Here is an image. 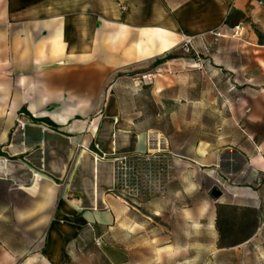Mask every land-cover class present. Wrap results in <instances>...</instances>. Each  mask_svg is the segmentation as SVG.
I'll use <instances>...</instances> for the list:
<instances>
[{
	"label": "crops",
	"instance_id": "obj_1",
	"mask_svg": "<svg viewBox=\"0 0 264 264\" xmlns=\"http://www.w3.org/2000/svg\"><path fill=\"white\" fill-rule=\"evenodd\" d=\"M249 16L248 0H0V158L5 160L0 220L11 211L27 224L28 240L24 250L0 245V264H68L79 236L95 234L93 224L112 233V225L122 221L117 216L124 199L113 191L108 156L160 147L149 139L140 146L137 135L147 130L129 124L123 114L140 109L128 100L125 73L155 61L185 36L205 40ZM117 87L127 90L117 92ZM169 87L154 88L152 94L158 100ZM157 125L152 130L163 137L161 148L174 177L154 200L160 203L167 195L189 201L183 234H191L192 217L212 230L222 249L259 234L264 155L256 134L233 136L220 123L193 140L190 116L174 117L172 129ZM195 126L202 127V121ZM242 139V145L235 144ZM8 157L19 161L10 163ZM209 180L221 190L217 200L210 191L204 194L202 184ZM17 190L30 201L18 203ZM193 191L199 196L194 203ZM152 208L163 215L160 204ZM135 223L138 230L143 219ZM33 248L26 260L19 257Z\"/></svg>",
	"mask_w": 264,
	"mask_h": 264
},
{
	"label": "rangeland",
	"instance_id": "obj_2",
	"mask_svg": "<svg viewBox=\"0 0 264 264\" xmlns=\"http://www.w3.org/2000/svg\"><path fill=\"white\" fill-rule=\"evenodd\" d=\"M262 1L248 0L250 16L237 25L229 24L217 30V39L211 34L205 40H195L192 45L182 41L155 61L125 73L129 89H122L129 91L126 96L134 108L140 105V109L123 112L128 123L140 124V129L147 131L155 129L153 125L157 128V124L160 129L168 130L173 128L174 117L190 116L193 140L200 131L214 132L217 124L224 123L223 130L233 136L256 134V143L262 147L264 155ZM146 74L152 75V81L143 78ZM166 86L170 87L162 91L157 100L153 89ZM116 90L123 92L121 87ZM181 104L190 105L189 111L187 107L178 106ZM104 113L96 112L97 115ZM200 120L203 126H195ZM243 143L242 139L235 144ZM7 159L13 164L19 161L12 157ZM215 183L211 180L203 183L204 194H208ZM49 184L52 183L48 181ZM14 196L21 204L30 201L20 190L15 191ZM165 196L160 203L155 197L141 201L122 196L124 201L120 202L117 216L122 217V221L112 225L110 234H104L108 226L93 224L95 234L79 236L77 252L68 264H264V227L249 242L222 249L212 230L201 228L193 217L191 234H183V208L189 201L179 202L178 197L173 199L167 195L161 197ZM198 197L193 191L192 203L198 201ZM158 204L163 210L159 217L152 208ZM54 210L55 205L48 209L49 213ZM1 218L7 220H0V245L5 243L15 250L27 249V224L15 220L11 211ZM136 219H143L138 230ZM41 242L39 248L45 245L43 238ZM34 249L19 257L26 260L36 251ZM28 264L48 263L30 261Z\"/></svg>",
	"mask_w": 264,
	"mask_h": 264
},
{
	"label": "built area",
	"instance_id": "obj_3",
	"mask_svg": "<svg viewBox=\"0 0 264 264\" xmlns=\"http://www.w3.org/2000/svg\"><path fill=\"white\" fill-rule=\"evenodd\" d=\"M212 34L215 39L219 36L216 31ZM195 40V36H185L183 42L185 45H192ZM149 77L150 74L143 76L144 79L150 80ZM18 123L21 128L26 125L22 122ZM156 143L160 147H149L145 151L113 153L112 156H108L113 163L115 184L113 191L116 194L121 197H136L142 201L157 196L164 185L174 177L173 165L168 153L161 148V142L157 140ZM102 156L107 157L106 154Z\"/></svg>",
	"mask_w": 264,
	"mask_h": 264
},
{
	"label": "bare ground",
	"instance_id": "obj_4",
	"mask_svg": "<svg viewBox=\"0 0 264 264\" xmlns=\"http://www.w3.org/2000/svg\"><path fill=\"white\" fill-rule=\"evenodd\" d=\"M150 80L149 81H152V75L150 74ZM162 135L157 132V131H153V130H150V131H147V132H142V133H138L137 135V143L141 146V145H144L145 142L147 141V139H150L151 142H156L157 139L159 142H162ZM3 139V138H2ZM148 142V141H147ZM144 147V146H143ZM145 148V147H144ZM108 156V155H106ZM100 159V158H99ZM5 160L4 159H1L0 158V166L2 164V162H4Z\"/></svg>",
	"mask_w": 264,
	"mask_h": 264
},
{
	"label": "water",
	"instance_id": "obj_5",
	"mask_svg": "<svg viewBox=\"0 0 264 264\" xmlns=\"http://www.w3.org/2000/svg\"><path fill=\"white\" fill-rule=\"evenodd\" d=\"M221 190L218 187H213L210 192L209 195L211 196L212 199L217 200L219 199V197L221 196Z\"/></svg>",
	"mask_w": 264,
	"mask_h": 264
},
{
	"label": "trees",
	"instance_id": "obj_6",
	"mask_svg": "<svg viewBox=\"0 0 264 264\" xmlns=\"http://www.w3.org/2000/svg\"><path fill=\"white\" fill-rule=\"evenodd\" d=\"M157 62H160V60H158Z\"/></svg>",
	"mask_w": 264,
	"mask_h": 264
}]
</instances>
